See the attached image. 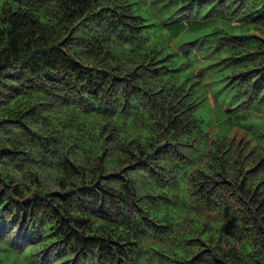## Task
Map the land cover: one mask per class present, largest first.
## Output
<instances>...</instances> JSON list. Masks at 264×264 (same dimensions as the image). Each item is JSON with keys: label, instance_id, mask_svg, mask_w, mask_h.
<instances>
[{"label": "trees", "instance_id": "obj_1", "mask_svg": "<svg viewBox=\"0 0 264 264\" xmlns=\"http://www.w3.org/2000/svg\"><path fill=\"white\" fill-rule=\"evenodd\" d=\"M0 264H264V0H0Z\"/></svg>", "mask_w": 264, "mask_h": 264}, {"label": "rangeland", "instance_id": "obj_2", "mask_svg": "<svg viewBox=\"0 0 264 264\" xmlns=\"http://www.w3.org/2000/svg\"><path fill=\"white\" fill-rule=\"evenodd\" d=\"M208 97H209V102L210 103H213L214 102V99L210 95H208Z\"/></svg>", "mask_w": 264, "mask_h": 264}]
</instances>
